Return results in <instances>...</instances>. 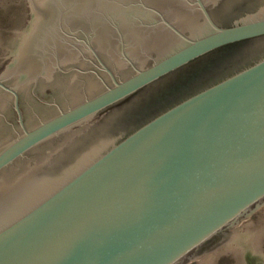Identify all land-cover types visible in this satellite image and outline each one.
Wrapping results in <instances>:
<instances>
[{"label":"water","instance_id":"water-1","mask_svg":"<svg viewBox=\"0 0 264 264\" xmlns=\"http://www.w3.org/2000/svg\"><path fill=\"white\" fill-rule=\"evenodd\" d=\"M0 38V264H264V0H28Z\"/></svg>","mask_w":264,"mask_h":264},{"label":"rangeland","instance_id":"rangeland-1","mask_svg":"<svg viewBox=\"0 0 264 264\" xmlns=\"http://www.w3.org/2000/svg\"><path fill=\"white\" fill-rule=\"evenodd\" d=\"M30 18L28 0H0V38L25 27Z\"/></svg>","mask_w":264,"mask_h":264}]
</instances>
